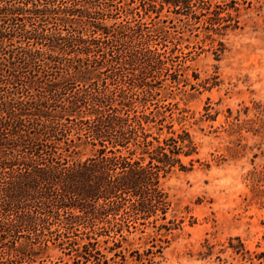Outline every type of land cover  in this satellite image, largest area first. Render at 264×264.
I'll return each instance as SVG.
<instances>
[{
  "label": "trees",
  "instance_id": "trees-1",
  "mask_svg": "<svg viewBox=\"0 0 264 264\" xmlns=\"http://www.w3.org/2000/svg\"><path fill=\"white\" fill-rule=\"evenodd\" d=\"M113 1L0 0V264L142 263L128 236L184 221L167 220L160 179L191 169L198 145L172 128L186 110L167 103V83L150 84L167 80L177 42L157 47L151 35L166 32V7L184 15L182 34L214 40L250 1L117 0L122 18L108 22ZM222 249L264 264L239 236Z\"/></svg>",
  "mask_w": 264,
  "mask_h": 264
},
{
  "label": "rangeland",
  "instance_id": "rangeland-1",
  "mask_svg": "<svg viewBox=\"0 0 264 264\" xmlns=\"http://www.w3.org/2000/svg\"><path fill=\"white\" fill-rule=\"evenodd\" d=\"M116 1L104 15L108 22L122 18ZM248 1L232 12L238 27L213 34L214 40L203 31L182 34L177 18L184 15L166 7L160 12L166 32H152L150 44L172 49L173 40L178 49H172L174 61L167 60L175 69L167 63L170 69L160 71L167 80L155 77L150 84L163 85V92L167 83V103L186 110V118L173 119L172 128L188 129L198 145V161L160 179L172 206L167 220L184 221L167 232L149 225L145 233L130 234L129 247L138 249L143 261L126 264H257L222 249L234 236L247 249L264 252V0ZM167 25H173L169 35ZM218 40L223 46L215 53ZM169 73L180 81L171 82ZM188 158L181 156L184 163ZM207 246L212 251L203 256Z\"/></svg>",
  "mask_w": 264,
  "mask_h": 264
}]
</instances>
